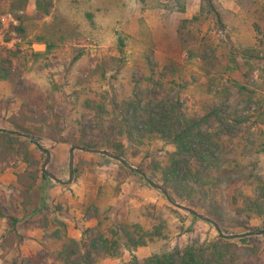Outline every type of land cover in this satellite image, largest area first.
Masks as SVG:
<instances>
[{"label": "trees", "instance_id": "1", "mask_svg": "<svg viewBox=\"0 0 264 264\" xmlns=\"http://www.w3.org/2000/svg\"><path fill=\"white\" fill-rule=\"evenodd\" d=\"M9 1L13 13L26 8L27 0ZM161 1L152 0L155 4L145 8L186 11L184 0H167V4ZM52 7L50 1L37 0L38 12L44 16L50 15ZM257 7L251 8L250 12L253 43L245 50L244 64L248 68L253 61L260 60L264 52V6ZM212 14L224 27L214 0H202L200 16L181 22L180 37H184L187 29L190 33L193 24H202V20ZM86 16L94 22L92 12H87ZM17 18L20 24L13 28L23 34V17L17 15ZM116 35L122 57L105 58L96 66L95 75L105 79L109 70L120 75L128 69L131 76L127 87L122 84L111 94L102 92L96 100L88 91L81 93L69 114L70 124L76 132L68 136H63L60 119L46 117L48 106L44 104L47 102L30 93L21 108L22 123L12 122L14 130L1 131V148L14 151L17 146H24L18 133H25L52 145L65 142L71 147L111 150L130 162L131 157L137 158L144 151V157L152 161L148 169L138 168L161 184L177 202H186L211 216L224 233H228L230 213L235 214L237 226L248 227L253 219H261L264 225V83L252 78L254 71L250 69L241 74L246 81L237 77L244 68L242 64L232 51L219 56L218 49L212 56L205 52L200 58L202 63L189 60L197 69L171 59L164 71H159L145 47L128 60L124 56L125 49L132 38L121 31ZM44 40L38 38V42H32L31 46L37 43L45 44L48 50L53 48ZM44 54L46 52L34 51L26 54L19 48L0 50V84L8 85L14 96L28 94L23 87L26 77L23 70L32 71L35 62ZM29 57L34 63L31 66ZM207 62L211 68H205ZM204 77L211 82L224 77L228 85L216 90L214 96L219 99L218 103L202 101L198 107L197 104L189 105V99L183 94L193 81ZM209 92L214 93L210 88ZM9 102L6 98L1 104L7 108ZM36 116L40 118L36 119ZM245 123L250 126L244 128ZM160 144L174 145L175 151L168 153L167 159H162ZM121 167L125 168L122 164ZM74 173H77L76 168ZM43 177L48 178L44 173ZM233 184L241 185L233 196L227 195L225 188ZM95 200L103 202V193L99 192ZM94 204L87 212L94 211L97 228L86 229L82 240L76 241L69 237L66 225L60 222L62 229L52 237L61 247L56 252L45 247L49 258L62 264H103L107 258L121 259L128 250L131 259L124 264H262L258 254L260 245L254 235L239 239L241 244L252 249L236 247L234 242L221 235L214 240L171 249L173 240L184 231V223L176 228L170 224L171 215H179L178 210L151 204L139 215H147L149 224L144 227L139 220L122 223L113 207ZM161 209L168 212H161ZM9 220L13 227L19 222L15 218ZM144 247H151L153 254L140 260L135 253ZM250 254L254 257L247 258Z\"/></svg>", "mask_w": 264, "mask_h": 264}, {"label": "rangeland", "instance_id": "2", "mask_svg": "<svg viewBox=\"0 0 264 264\" xmlns=\"http://www.w3.org/2000/svg\"><path fill=\"white\" fill-rule=\"evenodd\" d=\"M47 1L53 7L50 15L44 16L38 12L37 0H27L26 8L17 13L11 11L9 0H0V50L19 48L26 54H32V51L46 52L37 58L32 71L27 72L25 68L23 70L26 75L23 87L28 94L14 96L8 85L0 84V140L2 130H14L12 122L22 123L21 108L30 98V93L47 102L44 104L45 107L48 106L46 117L49 120L60 119L64 129L63 136H68L76 132L70 124L69 114L81 93L88 91L96 100L102 92L111 94L122 84L127 87L131 76L128 69L120 75L109 70L105 79L95 75L96 66L104 62L105 58L122 57L118 49L117 31L132 38L128 40L129 45L125 49L124 56L128 60L145 47L159 71H164L171 59L197 69L196 64L202 63L200 58L205 52L207 56H212L218 49L219 56L233 52L242 64L244 68L237 77L246 81L242 75L250 69L254 71L252 78L264 83V52L260 55L261 59L253 61L249 68L244 66L245 50L253 43L250 29L253 22L251 8L263 7L264 0H214L225 23L224 27L212 14L202 20V24H193L190 33L187 29L183 38L179 33L181 22L200 16L202 0H184L185 12H170L161 7L145 8L155 4L152 0ZM161 2L167 4V0ZM87 12L95 15L94 22L86 16ZM17 15L23 17V34L13 28L20 24ZM38 38L45 39L53 48L48 50L45 44L37 43L31 46L32 42H38ZM189 60L195 61V66L190 65ZM32 64L34 63L30 58L29 66ZM204 66L211 68L208 62ZM216 79L211 82L208 77H204L193 81L183 94L189 99V105L197 104L198 107L202 101L218 103L219 99L214 96L216 90H221L228 84L224 77ZM209 88L214 93L210 94ZM6 98L10 100L7 108L1 104ZM248 126L250 124L245 123L244 128ZM22 134L25 133L19 136L22 137L20 140L24 146L19 145L14 151L4 150L6 147L0 146V264H62L49 258L45 247L52 252L61 247L52 237L58 229H62L60 222L66 225L69 237L76 241L82 240L86 229L97 228L98 220L93 217L94 211L87 212L92 208L93 202L103 208L113 207L122 223L139 220L144 227L149 224L147 215H139L149 205L178 210L179 215L172 214L169 221L173 228L184 223V231L173 240L171 249L185 247L197 241L214 240L220 236L213 224L174 207L161 191L153 188L141 175L126 166L122 168L121 162L103 154L78 149L75 151L74 163L77 173H74L72 183L65 185L49 176L45 179L42 167L47 154L32 139ZM40 143L50 152L47 170L58 179L68 181L70 144L62 142L52 145L45 140ZM159 147L162 159H167V154L175 151L174 145L160 144ZM141 152L145 154L144 151ZM143 153L137 158L131 157V162L127 161L136 168L143 166L148 169L152 160L144 157ZM240 185L233 184L225 188V193L233 196ZM99 192L103 193V202L97 203L95 199ZM180 204L191 207L186 202ZM163 209L161 212H168ZM9 218L19 220L18 224L13 227ZM227 224L228 233L225 234H243L249 230L257 232L254 235L255 241L260 245L259 259L264 264L263 221L253 219L248 227H240L236 225L235 214L230 213ZM231 241L236 247H249L241 244L239 239ZM135 254L140 260H144L153 254V249L140 248ZM252 257V254L247 255V258ZM130 259L131 253L125 250L121 259L107 258L103 264H124Z\"/></svg>", "mask_w": 264, "mask_h": 264}, {"label": "water", "instance_id": "3", "mask_svg": "<svg viewBox=\"0 0 264 264\" xmlns=\"http://www.w3.org/2000/svg\"><path fill=\"white\" fill-rule=\"evenodd\" d=\"M21 134V133H19ZM24 136H26L27 138H30L34 141L35 145L40 149L42 150L43 152H45L47 154V159L45 161V163L43 164V172L49 176L50 178H52L53 180H55L56 182H59V183H62V184H70L72 183L73 179H74V163H75V151L78 150V149H83L87 152H92V153H97V154H103V155H106L114 160H117L119 162H121L124 166H126L128 169L134 171L135 173L141 175L153 188L161 191L165 197L167 198V200L176 208H179V209H182L184 211H187L195 216H197L198 218H201L202 220L204 221H207L211 224H213L219 234L225 238V239H228V240H234V239H240L244 236H250V235H255L257 234L256 231H252V232H247V233H243V234H225L221 228V226L215 221L213 220L211 217L209 216H206L200 212H198L197 210L189 207V206H185V205H182L180 203H178L172 196L171 194L165 190L161 185L157 184L156 182H154L145 172H143L142 170H140L139 168H136L134 166H132L125 158H122V157H119L117 156L116 154L110 152V151H100V150H93V149H88V148H81L79 146H72L71 147V152H70V179L68 181H62L60 179H58L54 174H52L51 172H49L47 170V165L50 161V152L48 149L44 148L40 141L35 139L33 136L29 135V134H22ZM262 234H264V232H262Z\"/></svg>", "mask_w": 264, "mask_h": 264}]
</instances>
